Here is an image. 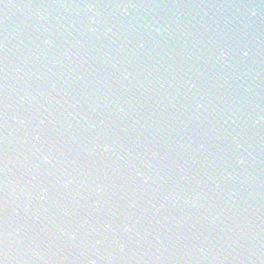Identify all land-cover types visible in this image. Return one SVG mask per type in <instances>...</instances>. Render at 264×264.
Segmentation results:
<instances>
[{
	"label": "water",
	"instance_id": "1",
	"mask_svg": "<svg viewBox=\"0 0 264 264\" xmlns=\"http://www.w3.org/2000/svg\"><path fill=\"white\" fill-rule=\"evenodd\" d=\"M0 264H264L242 0H0Z\"/></svg>",
	"mask_w": 264,
	"mask_h": 264
}]
</instances>
